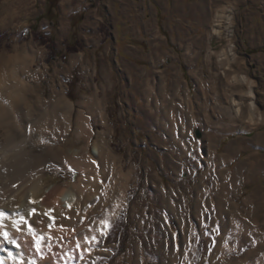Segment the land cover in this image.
Listing matches in <instances>:
<instances>
[{"label":"rangeland","instance_id":"374dc122","mask_svg":"<svg viewBox=\"0 0 264 264\" xmlns=\"http://www.w3.org/2000/svg\"><path fill=\"white\" fill-rule=\"evenodd\" d=\"M229 10L232 37L210 39ZM0 55L27 59L36 96L72 104L56 142L10 132L47 162L43 187L91 179V201L107 198L81 202L110 227L78 264H264V0H0ZM242 75L263 121H246L245 97L240 118L219 111L247 89ZM95 143L116 161L93 174L72 165L75 176L60 163Z\"/></svg>","mask_w":264,"mask_h":264},{"label":"bare ground","instance_id":"6f19581e","mask_svg":"<svg viewBox=\"0 0 264 264\" xmlns=\"http://www.w3.org/2000/svg\"><path fill=\"white\" fill-rule=\"evenodd\" d=\"M232 14L233 12L229 10L227 15L217 14L214 17L209 32L210 39L232 37L234 32ZM233 46L232 43L229 44V52H233ZM26 60L25 57L20 58L17 55H0V211L5 213L4 227L0 228V232L7 231L10 238H14L19 245L14 246L0 236V264H78L95 254L93 248L101 235L100 229L104 226L103 221L97 217L94 218L95 222L89 221L95 213H92L89 206L82 209L81 202L87 203L90 200L95 208L103 206L107 198L103 195L98 202L91 201L90 189L94 185L97 186V182L91 179L69 181L64 188L58 185L43 187L37 174L47 162L42 157L29 154L24 148L25 140H15L11 135L12 127L24 131L31 129L37 133L39 142L44 138L49 145L56 142L71 126L72 104L62 97L45 101L36 96L24 77L28 67L22 66ZM236 80L245 82L247 89L241 94L239 101L231 97L229 107H219V111L223 117H232L234 120L240 118L244 114L242 103L245 97L249 100L246 121L250 123L263 121L255 105L254 83L246 75L237 77ZM236 80L232 79V82ZM77 119V130L87 131L86 119L83 116ZM91 151L93 153L86 148L69 149L66 159L60 160V163L74 165L75 168L93 174L103 159L116 161L102 144L95 143ZM62 152L57 149L51 150L49 154L54 162H57ZM122 170L121 167L118 173L123 181L127 175ZM12 184L15 188L10 187ZM123 185L121 190L125 188ZM120 193L123 195V192ZM112 211L113 208L106 209L98 216L99 219L106 218ZM21 216L27 224L21 223L20 229L17 230L14 222ZM28 225H31L38 237H43L39 252L34 246L32 234L28 232ZM50 225L56 227L46 228ZM93 236L97 237V240H92Z\"/></svg>","mask_w":264,"mask_h":264},{"label":"snow or ice","instance_id":"6c2138e0","mask_svg":"<svg viewBox=\"0 0 264 264\" xmlns=\"http://www.w3.org/2000/svg\"><path fill=\"white\" fill-rule=\"evenodd\" d=\"M28 130L31 131V129H28ZM41 142L47 143L48 141H47V139L42 138ZM65 163H67V162H65ZM67 170L73 172V175L75 176V174H76L75 170L72 169V167L70 165H68ZM69 207H71V205H69ZM4 219H5V213L3 211H0V228L4 227V225H3ZM50 219H51V217H50ZM14 223L17 226V230H19L21 223L27 224V221L24 219V217L21 216L20 219L18 221H15ZM103 224H104V226L100 229L101 234H104L105 228L110 227V225L106 221L103 222ZM50 227H51V225H50ZM28 232L32 234L34 246L36 247L37 252H39L41 250V241L43 240V237L42 236L38 237L37 234L35 233V231L32 229L31 225H28ZM0 236H2L4 238V240L7 241L8 243L13 244L14 246H19L17 244V241L14 238H10V234L7 231L0 232ZM91 239L95 241V240H97V237L93 236Z\"/></svg>","mask_w":264,"mask_h":264},{"label":"trees","instance_id":"16d2710c","mask_svg":"<svg viewBox=\"0 0 264 264\" xmlns=\"http://www.w3.org/2000/svg\"><path fill=\"white\" fill-rule=\"evenodd\" d=\"M47 1L50 2V0H47ZM53 8H54V6H53ZM49 10H50V9H49ZM76 24H77V23H76V20H75V21L73 20L71 26H72V27H75ZM66 46H67V51H68V52L76 51V50H77V48H76L74 45H72V44H67Z\"/></svg>","mask_w":264,"mask_h":264},{"label":"water","instance_id":"95a60500","mask_svg":"<svg viewBox=\"0 0 264 264\" xmlns=\"http://www.w3.org/2000/svg\"><path fill=\"white\" fill-rule=\"evenodd\" d=\"M195 134H196L197 137H200V135H201V131H200L199 129H196Z\"/></svg>","mask_w":264,"mask_h":264}]
</instances>
